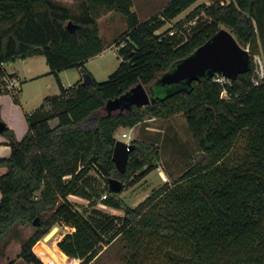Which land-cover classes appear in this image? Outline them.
<instances>
[{
	"label": "trees",
	"instance_id": "1",
	"mask_svg": "<svg viewBox=\"0 0 264 264\" xmlns=\"http://www.w3.org/2000/svg\"><path fill=\"white\" fill-rule=\"evenodd\" d=\"M76 1L82 2L80 14L60 0H0V91L8 92L4 64L34 55L46 58L60 87L59 94L45 97L27 114L29 129L21 140L7 126L2 132L12 152L0 158L6 168L0 176V255L19 239V257L45 264L34 246L65 223L74 231L58 241L54 252L79 264H93L117 239L130 253L126 264H264V84H253L250 69L225 85L204 77L191 90L145 107L124 100L139 85L149 89L222 26L249 46L250 54L259 52L264 0H214L162 32L198 0H169L144 21L132 11L134 0ZM111 11L127 22L114 43L121 57L118 68L107 81L92 75L90 85L81 79L65 87L59 72L86 69V62L105 50L98 19ZM176 113L185 115L204 157L137 206L114 197L108 178L128 183L136 176L139 181L161 159L157 143L135 139L127 170L120 172L113 160L117 131ZM92 171L104 179L102 191ZM104 194L102 204L123 210L122 215L97 206ZM70 195L89 201L91 209L75 208ZM29 225L36 232L24 239L21 227Z\"/></svg>",
	"mask_w": 264,
	"mask_h": 264
},
{
	"label": "rangeland",
	"instance_id": "2",
	"mask_svg": "<svg viewBox=\"0 0 264 264\" xmlns=\"http://www.w3.org/2000/svg\"><path fill=\"white\" fill-rule=\"evenodd\" d=\"M213 1L214 0H198L185 12H192L199 6L209 5ZM60 2L64 5H67L73 14L81 13L82 2L76 0H60ZM168 2L169 0H134L132 11L137 13L140 20L144 21L159 12ZM107 14L108 13L103 14L98 19L100 36L105 44V50L101 54L89 59L86 64V69L92 73L98 82L107 81L110 74H112L118 68L121 57L118 52L119 46L115 45L114 43L116 39L127 29V22L121 13L113 11L110 15ZM173 24L175 23L169 22L170 26L167 25V27L163 28L162 30L164 31L167 28H170L173 26ZM246 49H248L250 53L249 46L246 47ZM255 54H260L264 62V46L261 42H259V52ZM42 58L43 59H38V62L35 65V68L38 71L46 69V59L45 57ZM17 64H21L25 67L29 66V63L27 62L23 63L21 61H17ZM5 68L10 70L12 67L10 65H5ZM61 72V79L65 87L73 86L78 81L83 79L82 68L72 67L64 69ZM37 82L38 83H28V85L25 87L23 100L25 108L28 111L36 108L42 101L39 100V98L36 99V91L38 86L41 87L44 85L46 87L47 84H49V88L47 90L48 92H46L48 95H56L60 93V87L56 77L51 76L48 77V79H44V81ZM151 86L154 87L153 91L155 98L159 99H163L178 90L176 85L160 84L157 81L150 85L149 88ZM10 96L12 98L14 97V99L15 97H18L12 93ZM123 133H127L129 138H124ZM116 138L117 140L125 142H132L135 139L147 142H155L160 146L161 149V159L158 162L155 170L150 172L139 181H136L137 177L133 176L130 182L127 183V187L121 191L120 195H117V193L114 194V197L122 198L129 206H137L151 193L154 188L159 187L165 182L164 178L159 173V166L162 168L164 176L167 178L166 181L173 183L192 164L204 157L199 145L195 142L190 132L186 117L183 113H176L169 118H147L143 123L138 125L135 131H130L129 128H120L116 133ZM90 174L100 181V190L102 191L105 187L104 179L100 177L95 171H92ZM68 199L72 202L75 208H79L81 210L83 206H87L88 209H91L90 202L80 197H74V195H70ZM102 199L103 197H98L96 199V203L99 208L109 213L120 215L123 214V210L115 209L102 204ZM55 227H57L58 230L51 238L45 240L44 236L40 240L42 242L34 246V251L39 254L38 256L44 261L45 264H50V262L41 253V244H46L54 250L58 246L59 239L70 231V227L65 223L57 224ZM21 229L24 239L30 238L36 232V227L33 225L22 226ZM20 241L21 240H15L13 242L12 240L7 246V248H11L8 254L10 257H15L18 249L19 251L21 250L22 243ZM129 258L130 253L126 248L125 243L121 239H117L111 246L104 249L103 253L94 261L93 264H126ZM21 260V263L18 264H33L27 263L23 259ZM57 264H77V261L70 258L63 260L59 259L58 257Z\"/></svg>",
	"mask_w": 264,
	"mask_h": 264
},
{
	"label": "water",
	"instance_id": "3",
	"mask_svg": "<svg viewBox=\"0 0 264 264\" xmlns=\"http://www.w3.org/2000/svg\"><path fill=\"white\" fill-rule=\"evenodd\" d=\"M68 27H72V22L69 23ZM250 69L251 56L249 50L239 43L231 30L222 27L190 56L175 63L172 69L163 74L157 82L165 85H176L178 87L176 92L189 91L192 89L193 82L204 77L213 78L216 74H222L228 79H234ZM82 73L83 83L86 85L92 84V74L87 72L85 68H82ZM153 88L151 86L148 89L139 85L125 95L124 100L128 104L145 107L159 99L155 98ZM5 126V123L0 120V133L3 132ZM135 147L132 142L121 140L116 142L113 160L120 172L127 170L130 153ZM108 185L113 193H119L127 187L126 182L111 177L108 178ZM39 219V217L36 218L35 225L39 224ZM57 230L58 228L54 227L45 236V240L51 238Z\"/></svg>",
	"mask_w": 264,
	"mask_h": 264
},
{
	"label": "crops",
	"instance_id": "4",
	"mask_svg": "<svg viewBox=\"0 0 264 264\" xmlns=\"http://www.w3.org/2000/svg\"><path fill=\"white\" fill-rule=\"evenodd\" d=\"M112 12L113 11L108 12L107 15H110ZM187 14H188V12L184 11L177 18L172 20L171 23L178 22L179 20L184 18ZM167 25H169V23ZM167 25L165 27H167ZM161 31H163V30L161 29ZM42 57H44V56L43 55H34V56H30V57L24 58V59L19 58L13 62L4 64V68H5V65H10L12 67L10 70H7L5 68L6 75H7L6 77H13L19 82V86H18L19 91L17 92V96H18L17 102L15 101L14 97L12 98L10 96L11 93L14 94V92H12L11 90H8V92H1L0 91V120L3 121L5 123V125L14 132L16 138L19 140H21L26 135V133L29 129V125H28V121H27V117H26L27 114H29L30 112L37 109L43 103L45 97L51 96V95H48L46 93V92H48L47 90L49 88V84H47L46 87L44 85H42L41 87L38 86L37 91H36L37 92V95H36L37 98L36 99L39 98V100H42L40 105H38L36 108H34L30 111H28L25 108L23 99H24L25 87L28 85V83H38L37 81H44V79H48V77H51V76L56 77L53 74H50V67L48 64H46V69H42L41 71L36 70L35 65L37 64L38 59H43ZM17 61H21L23 63L27 62V63H29V66L25 67V66H22L21 64L19 65V64H17ZM87 62H86V64H87ZM46 63H47V61H46ZM10 75H12V76H10ZM61 75H62V72H59L58 76L62 82ZM62 84L64 85L63 82H62ZM137 127H138V125L133 127V128H129V130L135 131V129ZM122 129H126V128H122ZM127 138H129V137H127ZM11 152H12V149L10 146L9 138L6 135H4L3 133H0V158L9 157L11 155ZM5 172H6V168L0 167V176L5 174ZM166 179L167 178L165 176L164 180L166 181ZM74 197H76V196H74ZM1 198H2V193L0 191V201H1ZM72 231H74V228L70 227L69 232H72ZM62 237L59 240H61ZM15 240L19 241V239H13V242ZM41 242L42 241H39L37 244H39ZM10 249L11 248L8 247L5 251V254L0 255V264H18V263H21L22 258L19 257L21 250L19 251V249H18V251L15 254V257H10L8 255ZM21 249H22V245H21ZM36 254H38V253L36 252ZM70 259H72V258H70ZM74 260L77 261V264L80 263V260H77V259H74Z\"/></svg>",
	"mask_w": 264,
	"mask_h": 264
},
{
	"label": "built area",
	"instance_id": "5",
	"mask_svg": "<svg viewBox=\"0 0 264 264\" xmlns=\"http://www.w3.org/2000/svg\"><path fill=\"white\" fill-rule=\"evenodd\" d=\"M194 23V21H193ZM251 56V71H252V82L255 86H260L262 84H264V62L262 60V57L260 54H253L250 55ZM213 80L215 82H218L222 85H225L227 83L230 82V79H228L227 77H225L222 74H216L213 77ZM18 86H19V82L13 78V77H5V84L3 85V88L7 89V90H11L14 93L18 92ZM222 95L224 97H227V92L223 91ZM123 137L127 138L129 137L127 133H123ZM159 173L160 175L165 178L164 173L162 171V168L159 166L158 167ZM107 194L103 195V198H106Z\"/></svg>",
	"mask_w": 264,
	"mask_h": 264
},
{
	"label": "bare ground",
	"instance_id": "6",
	"mask_svg": "<svg viewBox=\"0 0 264 264\" xmlns=\"http://www.w3.org/2000/svg\"><path fill=\"white\" fill-rule=\"evenodd\" d=\"M40 250L45 258L50 262V264L58 263V255L49 246H47L46 244H41Z\"/></svg>",
	"mask_w": 264,
	"mask_h": 264
}]
</instances>
